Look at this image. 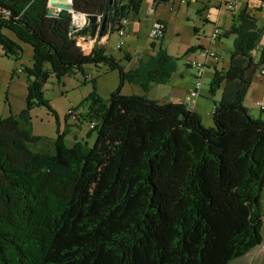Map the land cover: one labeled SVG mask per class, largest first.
Segmentation results:
<instances>
[{
    "label": "trees",
    "instance_id": "obj_1",
    "mask_svg": "<svg viewBox=\"0 0 264 264\" xmlns=\"http://www.w3.org/2000/svg\"><path fill=\"white\" fill-rule=\"evenodd\" d=\"M143 1L73 0V6L107 17L112 25L104 37L123 19L137 20ZM0 7L12 12L0 20L4 57L19 62L22 45L32 49L31 65L21 72L25 108L0 116V264H231L262 243L264 119L245 106L264 66L262 31L253 16L243 11L229 28L215 26L219 39L234 40L229 67L215 69L209 84L211 97L222 94L206 128L194 109L147 97L178 72L181 58L168 53L164 37L127 70L103 45L88 54L75 45L72 16L49 17V0H0ZM91 65L120 76L107 100L92 80L81 104H88L87 112L74 122L94 125L88 133H96L94 145L67 142L74 127L67 123L56 138L35 135L36 108L47 109L59 128L45 98L47 82L54 77L60 85L77 73L87 82ZM126 83L144 95H122Z\"/></svg>",
    "mask_w": 264,
    "mask_h": 264
},
{
    "label": "rangeland",
    "instance_id": "obj_2",
    "mask_svg": "<svg viewBox=\"0 0 264 264\" xmlns=\"http://www.w3.org/2000/svg\"><path fill=\"white\" fill-rule=\"evenodd\" d=\"M179 2V0H177ZM213 5H215L214 0ZM173 3L171 1L160 3L158 11L155 15L145 16L140 20V24L137 21H133L137 29L140 30L139 42L137 43L136 37L125 38L120 37L117 32L110 35L107 47L105 48L107 55H112L115 58H119L132 49L139 51L150 50L152 44L156 43L158 47L160 41H153L148 36V26L152 20L163 19L166 21L168 26V32L163 40V46L167 48L171 53L179 56L189 55L186 52L195 46H199V43L204 44L208 48H212L217 51L223 59L222 63H219V68L223 65L227 66L229 63V50L233 48V38H222L215 42V46L209 47L212 43L210 40L212 31L214 29L213 24H223L225 22L231 21V16L228 14L218 15L215 9L208 11H202V5L200 3L196 4L189 1L188 4ZM216 6V5H215ZM241 5L235 14L241 13ZM211 9V8H208ZM145 12V10H144ZM259 25L263 29L262 38L260 45L264 44V17L260 16ZM160 21V20H157ZM217 25V27H218ZM222 26V25H221ZM220 28V26H219ZM195 30H199V36L195 33ZM9 36L13 38V35L9 33ZM122 42L123 46L121 49L117 48V45ZM23 55L19 62H14L12 59L4 57L3 51L0 47V116L9 117L11 115H16L21 112L26 105L27 97V82L26 76L21 74L19 71L24 66L31 65L32 49L28 45H22ZM262 47V46H260ZM83 51V50H82ZM85 52V51H83ZM184 55V56H185ZM198 57V54H197ZM199 58V57H198ZM125 61V62H124ZM140 61V60H139ZM138 61V63H139ZM185 58L180 59L178 66L184 70ZM123 65L125 68H129V63H127L126 58L123 59ZM137 66V65H136ZM16 67V69H14ZM221 70V69H220ZM15 72H17L15 76ZM85 73L88 77L87 82H85L84 75L82 73H77L74 76L66 77L62 80L59 85L54 77H52L45 85V98L50 101L52 108L57 112L59 119V128L54 119V117L45 108H36L32 112V124L33 132L35 135L46 136L49 138L57 137V130L59 129L62 133L65 129V124L71 126L75 121L71 118L68 119L67 116L71 110H77L78 115H85L87 112L88 104L82 105V102L92 93L93 83L95 81V88L97 94L107 100L110 96L118 90L120 87V76L118 71H109L106 66L101 65L100 67L87 66L85 68ZM214 74V69L210 68L203 77V87L204 90H209V84ZM198 73L197 70L186 71L185 79H180L183 81L184 85L191 86L195 85L196 77ZM261 77V74L256 75V80ZM177 81V80H176ZM193 85V87H194ZM169 86L166 85H156L151 93H148L152 99L156 100H167L163 99L166 93L169 91ZM222 91V89L220 90ZM218 91L217 95H220ZM121 94L124 96L131 95H144L143 90L133 84L126 83L122 89ZM216 95V96H217ZM215 96V97H216ZM200 98V97H199ZM205 98H200V101L206 103L207 111L213 108L214 104L211 100H204ZM258 116V115H257ZM73 122V123H72ZM71 123V124H70ZM204 123L209 124L210 119L206 121L204 118ZM81 128L72 127L71 131L75 132V136L71 133L67 136V142H73L74 139L86 140L90 146L94 145L96 139V133H92L88 137L90 132V124H79ZM213 126V124H212ZM211 126V127H212ZM264 207V198H263Z\"/></svg>",
    "mask_w": 264,
    "mask_h": 264
},
{
    "label": "crops",
    "instance_id": "obj_3",
    "mask_svg": "<svg viewBox=\"0 0 264 264\" xmlns=\"http://www.w3.org/2000/svg\"><path fill=\"white\" fill-rule=\"evenodd\" d=\"M190 1H192L196 4L200 3L202 5V8H201L202 11L206 10V13L208 11H211L212 9H215L218 12V15H221V14L230 15L231 16L230 22H225V23L221 24L222 26L220 24L219 25L213 24L214 28H215V26L218 25V27L220 26V28L222 30L229 28L230 25L233 23V21H235V18L239 15V13H237V14H235V13L237 12L238 7L241 5L242 8H241L240 12L244 11L246 14L253 16L257 20L258 28L263 33V29H262V27H260V25L258 23L259 22L258 18H260L261 15H263V17H264V11L261 9L260 3H259L260 0H240L239 4H238V6L234 12H228L222 8L215 6L216 4L213 5V1L211 2V0H190ZM157 3H158V6H157V9H158L160 3H159V1H157ZM208 8H211V9H208ZM157 9L153 15L156 14V12L158 11ZM143 14L144 15L146 14L144 12V10H142L140 17L137 20H135L139 24H140L141 18L143 17ZM145 16H147V14ZM157 20L164 21L166 23L165 20L159 19V18L152 20L148 26L149 30L152 27V24ZM166 25H167V23H166ZM263 27H264V25H263ZM149 30H148V33H149ZM167 32H168V26H166V33H165L164 38L166 37ZM139 33H140V30L137 29L136 25L133 22L129 21V25L126 27L125 38L129 39V38H132L135 36L137 39V43H138L139 42ZM197 36H199V30H198ZM104 37H107L108 38L107 40L109 41L110 35H106ZM231 38H233V40H234V37H231ZM74 40L76 41L77 45L82 44V46H83L82 50L85 51L84 53H86V54L90 53L96 44L103 45L106 48L107 43H108V41H107V43L100 42L99 36L96 38L95 41H91L89 38H87L85 36H78ZM210 40H211V37H210ZM219 40H221V39H218V41ZM211 42L212 43L210 44L209 47L215 46L216 41L211 40ZM198 45L202 48L206 47L202 43H199ZM260 46H264V44L260 45ZM260 46H259V49L261 48ZM167 51L174 58H181V59L185 58L186 62L184 63V66H185L184 70H182L180 65H179L177 74H175L173 76L172 80L166 85V86H169L170 89L166 93V95L164 96L163 99H167V100L160 101V100L152 99L149 96H147V97H148V99L156 101L159 104H168V103L178 104L180 101H182L184 99V97L193 88V85H194V84L193 85L191 84V86L188 87V85H184L183 81L182 80L180 81V79H185L186 71H189L191 69L193 70L192 64L195 63L196 61H199V60L201 61V59H200L199 55H198L199 58L197 57L199 50L197 52L191 53L189 55L184 54L185 56L184 55L183 56L175 55V54L171 53L168 49H167ZM230 51L231 50H229V53H230ZM126 54H128V58L126 59L127 63H129V65H130L129 68H126L128 70L130 68L135 67L138 64L139 60L146 58V57H149L151 54H153V50L151 48L150 50L145 49L144 51L137 52V50L132 51V49H131L127 52H124V54H122V56L117 58L119 60H122V63H121L122 65H123V59L126 58L125 57ZM218 56H219L218 60L209 59L204 63L203 69H201L200 71L197 70V73L202 78V81H203L204 75L206 74V72L210 68H213L214 70L215 69H218V70L221 69L222 70V69H227L229 67V63H228L227 66L223 65L221 68H219V63H222L223 59L219 53H218ZM229 62H230V58H229ZM14 69H16V67ZM16 74H17V72H15V76H16ZM155 87L156 86H154L152 88V90H154ZM151 91H150V93H151ZM221 94H222V91H220V95H217L216 97H211V95L209 94V90L207 91V90L202 89L201 94H200V98L202 97V98H205L204 100H211V101H213V104L215 105V103L220 101ZM138 96H143V95H138ZM200 98L197 101V104L194 108V111L201 116L203 125L206 128H209L213 124L212 113L214 110V106H213V108H210L209 111H207L206 103H203V101L201 102ZM262 101H264V77L263 76H261L257 80H256V77L254 78L253 83L251 85V88H250V90L246 96V99H245V106L249 109L251 116L255 119H259V118L264 119V115L257 108V103L262 102ZM205 117H206V121H208V119H210L209 124L204 123ZM74 124H76V125H74ZM71 125L74 127L79 126V125L77 126V123H73ZM70 133L75 136L74 131H71ZM261 236H262V243L258 247L251 250L245 256L232 261L231 264H264V220H263L262 229H261Z\"/></svg>",
    "mask_w": 264,
    "mask_h": 264
},
{
    "label": "built area",
    "instance_id": "obj_4",
    "mask_svg": "<svg viewBox=\"0 0 264 264\" xmlns=\"http://www.w3.org/2000/svg\"><path fill=\"white\" fill-rule=\"evenodd\" d=\"M170 1L173 3L178 2L177 0H170ZM189 1L190 0H179L178 3L188 4ZM239 1L240 0H214L217 7L222 8L228 12H234L239 4ZM143 2H147L152 7V9L156 11L157 6H158L157 0H144ZM259 3H260L261 9L264 11V0H260ZM11 17H12L11 10L0 7V20H8ZM128 25H129L128 19H123L120 22L119 26L117 27V33L120 37H125L126 27ZM165 31H166L165 25L161 21H155L149 30L148 36L153 41H160L165 36ZM221 34L222 32L220 29L214 28L211 34V40L217 41ZM107 39H108L107 37H102L100 39V42L107 43L108 41ZM122 46H123V43L120 42L117 45V48L121 49ZM198 55L201 61L200 60L196 61L195 63L192 64V67L199 71L203 69L204 63L207 60L209 59L218 60L219 59L217 51L213 50L212 48H208V47H205L202 50H199ZM19 72L21 73L22 69H20ZM261 76L264 77V66L262 67V70H261ZM202 87H203L202 78L200 77V75H197L194 87L187 93L184 99L179 102V104H183L190 109H194L200 97ZM257 108L264 115V101L258 102ZM77 116H78L77 112L76 111L73 112V116H72L73 121H76ZM91 127H94V125H91Z\"/></svg>",
    "mask_w": 264,
    "mask_h": 264
},
{
    "label": "water",
    "instance_id": "obj_5",
    "mask_svg": "<svg viewBox=\"0 0 264 264\" xmlns=\"http://www.w3.org/2000/svg\"><path fill=\"white\" fill-rule=\"evenodd\" d=\"M167 1L169 0H159L160 3ZM110 2L113 3V0H110ZM142 8L143 10H145V13L148 16H152L155 12L147 2L143 3ZM60 14H70L72 16L70 31L72 32L73 39L77 38L78 36H85L91 41H95L98 36L101 39L102 33H104V31L112 25L107 23V17L102 18V16L100 15H87L83 13H77L73 6V0H49L48 16L59 17ZM115 14L116 13H113V18L115 17ZM76 15L83 16L84 23L82 26H78L75 24ZM74 44L77 45L75 40Z\"/></svg>",
    "mask_w": 264,
    "mask_h": 264
},
{
    "label": "bare ground",
    "instance_id": "obj_6",
    "mask_svg": "<svg viewBox=\"0 0 264 264\" xmlns=\"http://www.w3.org/2000/svg\"><path fill=\"white\" fill-rule=\"evenodd\" d=\"M84 23V18L82 15H76L75 16V24L78 26H82Z\"/></svg>",
    "mask_w": 264,
    "mask_h": 264
}]
</instances>
